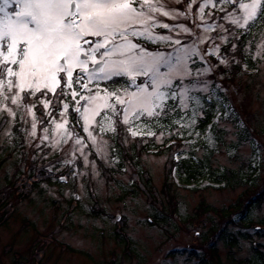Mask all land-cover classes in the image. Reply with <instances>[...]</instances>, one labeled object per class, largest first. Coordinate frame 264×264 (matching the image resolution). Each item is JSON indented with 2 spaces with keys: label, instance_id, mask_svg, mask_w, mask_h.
<instances>
[{
  "label": "snow or ice",
  "instance_id": "1",
  "mask_svg": "<svg viewBox=\"0 0 264 264\" xmlns=\"http://www.w3.org/2000/svg\"><path fill=\"white\" fill-rule=\"evenodd\" d=\"M258 22L264 0H0V127L23 124L37 148L67 145L66 164L95 166L109 133L160 138L162 121L195 117L212 97L211 58L227 64L221 45L239 54Z\"/></svg>",
  "mask_w": 264,
  "mask_h": 264
},
{
  "label": "rangeland",
  "instance_id": "2",
  "mask_svg": "<svg viewBox=\"0 0 264 264\" xmlns=\"http://www.w3.org/2000/svg\"><path fill=\"white\" fill-rule=\"evenodd\" d=\"M162 2L178 6V0ZM196 8L198 3L193 4V9ZM161 19L171 22L167 17ZM252 29L257 32L252 34ZM252 29L240 45L252 69L243 65L242 73L233 77L235 67L241 62L230 45H221L233 56L226 57L227 64L215 56L211 58L208 79L212 101H202L203 109H198L195 117L191 108L187 116L180 112L184 116L183 135L178 134L181 126L175 122L180 116L162 121L164 125L171 124V128L165 127V135L160 138L132 137L126 131L119 137L109 133L112 139L110 150H106L108 155L90 156L95 162L93 166L85 165L82 157L78 163L66 164V160L73 158L67 145L63 149L37 148L38 141L23 131V124L12 126L11 134L8 124L0 127V193L13 206L11 214L0 224V264H198L189 254L201 247L198 234L208 228L209 217L203 213L189 219L194 208L203 204L218 209L232 206L245 191L244 186L223 188L208 179L197 186L182 185L172 167L176 209L172 216L168 210L171 219L166 222L160 217L162 207H166L161 202L160 191L171 154L178 160L189 156L202 158L205 151H212L209 162L213 168L242 174H249L252 168L260 169L261 183L247 194L264 192V58L255 57L256 46L264 35V22H258ZM249 46L251 54L246 51ZM225 73H231V84L224 82ZM214 101L215 129L202 132L199 119L206 105H213ZM190 120H194L191 126ZM30 123L29 118L26 125L29 128ZM242 124H248L251 132L245 140L238 139ZM159 132L157 129V137ZM217 136L221 138L216 141ZM136 142L142 145L141 149L133 146ZM115 148L122 152L123 160ZM39 172L51 175L47 182L41 183V192L35 190L27 198L15 200L16 180ZM63 177L66 182H58ZM141 179L153 188L151 195L134 189L135 182L142 185ZM151 196L156 203L151 201ZM73 198L77 206L71 202ZM252 217L253 220L264 217V193L260 207L252 209ZM228 228L235 231L232 225ZM248 232L251 238L240 240V248L233 255L218 243L223 263L246 260L257 243L264 250V236H255L253 229ZM121 236L130 241L131 254L125 253Z\"/></svg>",
  "mask_w": 264,
  "mask_h": 264
},
{
  "label": "trees",
  "instance_id": "3",
  "mask_svg": "<svg viewBox=\"0 0 264 264\" xmlns=\"http://www.w3.org/2000/svg\"><path fill=\"white\" fill-rule=\"evenodd\" d=\"M260 26H258L259 28ZM257 30L252 29V34L256 33ZM237 58L240 60L241 64L238 68L235 67L236 73L233 77H236L239 73H242L241 66L247 65L246 68L252 69L249 66V62L246 60L247 57L241 51L238 54ZM224 82L231 84L233 78L231 73L224 74ZM240 78V76L238 77ZM242 88V87H241ZM243 89V88H242ZM212 101V99L210 100ZM213 105L207 104V108L203 111V116L199 119L200 126L202 132L205 130L215 129L214 119L215 113L213 107H217L216 102H213ZM244 123V122H243ZM243 129L240 130L238 134V139L245 140L251 135L250 127L248 124H242ZM123 132V131H122ZM121 132L120 135L123 133ZM121 137V136H120ZM221 136H217L216 141L220 139ZM118 141H121V138H116ZM119 142H117L119 144ZM220 142H217V144ZM120 145V144H119ZM139 149L142 148L139 142L133 145ZM122 148V147H121ZM116 149V148H115ZM123 149V148H122ZM117 150V149H116ZM119 153V150H117ZM171 154V153H170ZM211 154L212 151H205L202 158H196L195 156H189L186 159H175L172 154L168 158L167 163V172L164 179V182L161 187L160 195L161 202L166 203V207H162L161 220L163 222L171 219L168 216V210L171 212V216L175 211V184L173 182V178L171 176V168L174 167L177 172L178 181L182 185H191L194 184L197 186L203 180H209L211 183L218 185V187H234L244 186V192L241 195L240 199L232 206H228L224 208H215L210 206L199 205L195 207L193 210V214L189 217V219H195L200 214L203 213L208 218L209 226L206 230L199 232V238L201 240V247L192 249L189 256L192 259H195L198 264H225L221 261L219 255L218 243H221L224 247L228 249V253L233 255L237 248H240L239 241L246 240L251 238V234H249L248 229H253L255 232V236L263 237L264 234L262 230L264 229V217L256 218L253 220L252 217V209L259 208L263 201V191H257L253 195L247 194L251 190L257 189L258 185L261 183V174L259 173L260 169L252 168L249 174L238 173L235 170H224L223 168H213L211 166ZM120 158L122 159V152L119 153ZM123 160V159H122ZM136 176H140V173L135 174ZM148 177V176H147ZM51 178V175H46L45 173L39 172L37 174L28 175L24 180H16L14 184L15 187V200H22L23 198H27L28 195L35 190H40V185L44 181L47 182ZM138 179V178H137ZM23 181V182H22ZM142 181V179H141ZM20 182L22 183L20 185ZM59 182V181H58ZM57 182V183H58ZM142 185L135 182L133 185L135 190L141 189L146 194L151 195L153 188L150 189V184L144 183L142 181ZM56 183V184H57ZM62 183V182H60ZM149 183V182H148ZM17 184V185H16ZM16 185V186H15ZM139 185V186H138ZM13 192V191H12ZM151 201L156 203V201L152 198ZM244 197V199H243ZM74 206H77L78 202L76 199H72L71 201ZM162 204V206H163ZM175 206V207H174ZM173 208V209H172ZM13 210L12 202L7 196L0 193V224L6 220V218L11 214ZM203 214V215H204ZM214 215V216H213ZM212 217V218H211ZM223 221V225L220 226L219 220ZM235 227V231H231L229 226ZM243 230V231H242ZM119 238H122L119 237ZM120 241L124 245V251L126 254H131L132 250L130 248L131 243L129 240H125V238L120 239ZM230 264H264V250L261 249V244L257 243L254 247L251 248V254L246 260H238L233 259Z\"/></svg>",
  "mask_w": 264,
  "mask_h": 264
},
{
  "label": "water",
  "instance_id": "4",
  "mask_svg": "<svg viewBox=\"0 0 264 264\" xmlns=\"http://www.w3.org/2000/svg\"><path fill=\"white\" fill-rule=\"evenodd\" d=\"M59 181H60V182H63V181H64V179H63V178H59ZM75 198H76V196H75Z\"/></svg>",
  "mask_w": 264,
  "mask_h": 264
}]
</instances>
